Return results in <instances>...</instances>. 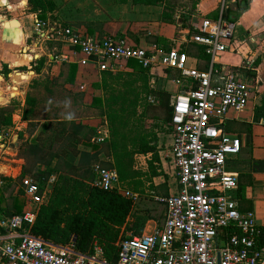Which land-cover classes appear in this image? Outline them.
<instances>
[{"label":"built area","instance_id":"1","mask_svg":"<svg viewBox=\"0 0 264 264\" xmlns=\"http://www.w3.org/2000/svg\"><path fill=\"white\" fill-rule=\"evenodd\" d=\"M36 30L46 39L55 36L84 60L95 63L99 72L126 70L133 60L151 71L180 72V90L170 101V158L177 191L155 197L166 208L161 225L149 233H122L116 244L117 260L112 263L100 247L92 254L78 251L74 236L64 245L35 236L32 228L47 198L38 182L27 179L22 214L0 222L2 259L7 264H218V259L220 264H264L261 228L252 212L240 209L235 196L239 177L228 167L229 160L241 153L243 142L226 130V120L231 113L243 114L257 93L240 68L219 63V56L228 51L235 37V24L221 13L202 20L192 36L191 42L210 56L208 70L191 65L192 59L177 49L141 46L124 35L89 34L82 28L51 27L39 21ZM260 124L264 127V119ZM95 129L89 143L101 146L109 139L108 124L100 122ZM93 170V187L138 199L120 182L116 170L99 164Z\"/></svg>","mask_w":264,"mask_h":264},{"label":"crops","instance_id":"2","mask_svg":"<svg viewBox=\"0 0 264 264\" xmlns=\"http://www.w3.org/2000/svg\"><path fill=\"white\" fill-rule=\"evenodd\" d=\"M186 1L189 2L188 0ZM221 1L222 5L219 8L220 0H199L196 11L192 14L189 10L187 14L189 20L196 16L204 20L206 18H216L222 13L228 20L235 24V37L230 43L228 51L219 56V63L240 68L247 78L256 86L257 93L255 98L251 101V105L243 114L231 113L226 120V130L240 136L243 142L242 153L237 158L235 157L229 160L228 167L230 171L241 176L240 182L242 184L248 182V179L245 178L244 175L252 174L253 185L247 187L240 197L237 190L235 196L238 200L240 209L244 212H252L258 226L262 228L264 227V173H253L251 170V161L249 159L252 157L258 161L264 160V128H262L260 123H255V112L264 105V0ZM9 3H7L6 0H0V11L2 9H7V11H9ZM71 3H73L75 7V16H70L68 19L65 17L60 18L58 16L60 10L59 0H56V11L53 14H49L44 23L47 25L49 24L51 27L54 25L62 27L74 26L82 28L83 30H90L92 34L98 33L103 36H128L141 46L148 47L149 44H157L166 50L177 49L187 54L192 59L191 65H196L201 70H208L210 66V56L203 51L202 47L191 42L192 36L198 32V27L200 25L187 26V24H183L182 27H179L177 14L175 15V22L172 24L163 20L162 15L164 11L169 10V6H174L176 9L175 5L171 3V0H168V2L162 6L134 5L132 2L121 4L119 0H71ZM23 4L25 7H28L30 11L24 18H14L11 12H9L10 14L8 16H4L0 12V108L15 103L14 111L11 116L12 124L0 128L9 131L13 139L16 136V132L26 127V122L28 121L24 119L25 110L27 108H32L33 114L35 115L36 107H38L39 102L37 99L29 92H23L25 88L23 84L28 83L33 76L40 77V75L47 73L54 82L56 80L62 82L65 89L73 95L72 97L74 100H81L83 105L94 110L95 108L92 107L94 98H105L104 90L98 86L102 82L103 74L116 76L129 75L135 72V69L129 65L131 61L128 63L126 70L115 73L99 72L95 63L84 60L83 56L71 51L66 44L58 40L55 36L51 35L49 39L41 37L36 30V22L39 21L37 14L31 12L28 0H24ZM98 5L102 9L97 8ZM231 5L233 9L230 13L228 9ZM13 6L17 7V5ZM91 6L97 8V10H95L96 14L88 15L86 10ZM16 9L17 8L10 11H15ZM15 21L20 25L18 28L8 27L10 23ZM191 27L195 28L197 31L192 32L190 30ZM201 50L207 56L206 59L201 57ZM41 59L44 61L42 62V66L39 65V67L38 63ZM12 72H15L13 74V85H8L6 78H8ZM22 75H26L28 79L26 81L22 80ZM149 76L151 77L149 80L150 86L165 89L171 93V97L180 90L176 78L168 77L161 69L150 71ZM80 86H83L84 89H80ZM9 88H11L12 91L14 88H17L20 91V95L13 96L12 91H8ZM29 98L33 100V107L28 106L27 100ZM155 101V98L152 96L148 98V103L150 104L155 105ZM32 115L30 118H32ZM51 121H74L76 123H82L93 128L95 133V128L100 122H105V120L100 121L94 119L80 122L74 119L63 120L59 118L48 120L45 123ZM106 122L109 127L110 139V126L107 120ZM19 133H23V130L22 132H18V136ZM156 133L159 139L158 144H160L161 140L159 133ZM109 139L106 142H108ZM89 142L79 145L78 149L80 151L92 152L93 146L90 145ZM12 145L13 143L11 144V148ZM171 145L172 139L170 136V149L169 153L166 155H164L165 153L159 146L161 166L164 175L153 180V185L156 189H160L162 186L168 187L165 197L177 191V178L170 158ZM19 147L20 145L17 149H13L15 155H18ZM143 157L149 160L151 156L148 155ZM12 162L21 163V166L14 168L0 163V170H2V168H7L8 170L17 171V174L14 175L8 174V172V176L11 177L5 176L4 174L6 172L3 174L0 172L1 188L5 186L7 181L18 179L22 173L24 161L17 157ZM165 164L166 166H171L173 172L174 184H172V186L167 184L166 178L168 173L164 171ZM27 179L33 178L26 177L22 180L21 188L23 190V199L24 181ZM157 179H163L164 184L155 183L154 181ZM33 180L36 181L35 179ZM54 181L55 177H51L47 182V186L51 188ZM127 189L138 196L137 200H131L134 202V205L139 208L138 205L141 200V193L135 192L129 188ZM153 192H155V189ZM45 194L48 199L49 193L46 187ZM2 207H6V202ZM24 207L25 199L23 210ZM162 209L163 213H161L159 217L153 216V218H151L149 214L150 219L145 225L142 233H149L157 225L163 223L166 214V208L163 204ZM5 218L9 217L0 212V222ZM124 231H127L126 227L121 229V235ZM0 264H7L1 256Z\"/></svg>","mask_w":264,"mask_h":264},{"label":"trees","instance_id":"3","mask_svg":"<svg viewBox=\"0 0 264 264\" xmlns=\"http://www.w3.org/2000/svg\"><path fill=\"white\" fill-rule=\"evenodd\" d=\"M119 1L121 4L132 2L134 5L146 6H162L168 2V0ZM188 1L191 4L190 12L193 14L199 0ZM28 5L41 22H46L48 15L57 9L56 0H28ZM168 9L164 11L162 17L165 22L172 24L175 22L176 10L174 6H169ZM188 20L187 17L186 21ZM190 30L197 31L193 27ZM86 31L92 34V31ZM203 51L201 50L200 55L206 59ZM43 61L41 59L38 66H42ZM129 65L135 69L133 74L116 76L103 74L102 82L98 86L104 90L105 98H94L92 103V107L100 110L101 116L108 120L111 132L108 142L101 146H93L92 152L80 151L79 145L88 143L93 138L95 134L93 128L74 121L47 122L42 125L41 132L32 142L26 141L18 149L19 158L24 161L20 177L14 181H7L3 188L0 187V212L12 217L20 215L23 210L22 180L26 177L35 179L42 189L47 188L49 197L39 210L32 233L59 245L68 243L74 236L78 251L92 254L96 247H101L104 257L112 263L117 260L116 243L121 237V229L126 227L127 231L141 234L150 216L148 212L136 207L131 199L115 191L107 192L93 187L91 183L95 178L94 165L99 164L105 169L116 170L120 182L127 188L132 186L135 192L144 187L143 177H146V182L153 187V180L164 174L157 131L154 133L150 129L154 123L157 124L156 120L161 119L167 123L171 136V93L161 87L150 86L151 70L144 69L140 62L131 61ZM158 69L168 77H174L176 80L182 78L177 70ZM143 96L146 99L144 105L141 104ZM151 96L156 100L155 105L147 102ZM27 103L29 107H33L32 99L29 98ZM14 104L0 108V127L12 124ZM140 108L142 110L139 113ZM32 114L33 109L27 108L24 119L29 122ZM137 115L144 122L142 132L132 131L128 125L129 118ZM262 118L264 105L256 110L255 123L259 124ZM31 124L29 122V126H32ZM126 129L128 131L124 134L122 130ZM128 135L133 136L127 141ZM23 137L24 134L19 133V138ZM148 155L151 156L147 162L148 172L142 176L136 169L135 156ZM249 160L253 173H264V160L258 161L252 157ZM41 167L45 170L41 171ZM51 177H55V181L50 188L47 182ZM238 177L240 197L247 187L253 185V177L252 174H245L244 177L248 179L246 184L240 182V175ZM5 202L6 207L3 208ZM260 243L264 244V227L261 228Z\"/></svg>","mask_w":264,"mask_h":264},{"label":"rangeland","instance_id":"4","mask_svg":"<svg viewBox=\"0 0 264 264\" xmlns=\"http://www.w3.org/2000/svg\"><path fill=\"white\" fill-rule=\"evenodd\" d=\"M7 3H12L13 5H17V7L13 6L12 4H8L10 7V10L15 11H7V9H2L0 12L4 16H8L11 12L14 16V18H24L28 13L30 12L28 10V7L24 6V0H6ZM222 1L220 0L219 8L221 7ZM26 3V2H25ZM171 3L175 5L176 7V14H177V20L179 22V27L183 26V24H187V26H199L203 20V18L196 16L194 18H191L188 22L186 21V18L188 17L189 10H190V3L186 0H171ZM59 6L60 10L58 12V16L60 18H66L68 19L70 16H75V7L73 6V3H71V0H59ZM64 7V8H63ZM97 8L102 9L99 5ZM95 6H91L88 10H86V13L88 15L90 14H96L95 10H97ZM63 9V10H62ZM232 5L229 7V12H232ZM81 13V12H79ZM83 13V12H82ZM10 17V16H9ZM15 28V27H14ZM15 72H12V74L6 78V81L8 85H13V74ZM25 85V88L23 89V92H29L32 96H34L38 103V107H36L35 115H32V118L30 119V122L32 123V126H29L28 122H26V127L21 129L18 132H22L24 137L23 139L19 138L18 145H21L22 143L26 141L32 142L34 138L37 136L39 132H41L42 125L45 124L48 120H54V119H63V120H71L74 119L76 121H87V120H107L100 114V110L98 109H90L89 107L82 104L81 100H74L73 95L65 89L62 82L59 80H56L55 82L51 80V76H49L47 73H44L40 75V77L33 76L32 79L29 80L28 83L23 84ZM138 88L140 85H137ZM120 89L119 87H116ZM9 91V90H8ZM143 96V100L141 104L146 103V99ZM148 102V101H147ZM142 108L139 109V113L141 112ZM155 115V114H154ZM18 120V119H17ZM108 121V120H107ZM157 124L154 123L153 127L150 129L154 133L157 131L160 136V144L159 146L165 153L164 155L169 153V145H170V131L169 127L166 122L159 119L156 120ZM19 125V123L17 122ZM128 125L130 128H132V131H139L142 132L144 130V122L138 115L136 117L129 118ZM143 126V129H142ZM262 128H264L262 126ZM126 130H122V132L125 134L127 133ZM18 132L15 134L17 135ZM144 132V131H143ZM133 136V135H130ZM128 135V139L129 137ZM13 136L9 131H5V129L0 128V163L4 165H8L11 167L16 168L17 166H21V163H15L12 162L17 157L19 158V155L14 154L13 148H11V144L13 143ZM147 158H144L143 156H135V166L136 169L140 171L141 175L143 176L148 172V165H147ZM24 164V163H23ZM7 168H2L0 172L5 173V176H8V174L14 175L17 174V171L8 170ZM41 171L45 170L44 167L40 168ZM165 172L168 173L167 175V184L169 186H172L174 184V176L171 169V166H166L165 164ZM9 172V173H8ZM8 173V174H7ZM7 174V175H6ZM11 177V176H8ZM145 185L144 187H140L139 192L141 193V200L139 202V209L148 212L153 218L159 217L161 213H163L162 204L157 202L155 197H165L166 191L168 187L162 186L160 189H156L153 185L151 187L150 184L146 182V177H143ZM165 180V179H164ZM143 181V180H142ZM157 184H164L163 179H157L154 181ZM155 189V192L154 189ZM129 189H132V186H129ZM163 195V196H162Z\"/></svg>","mask_w":264,"mask_h":264},{"label":"bare ground","instance_id":"5","mask_svg":"<svg viewBox=\"0 0 264 264\" xmlns=\"http://www.w3.org/2000/svg\"><path fill=\"white\" fill-rule=\"evenodd\" d=\"M20 25H19V23L17 22V21H15V22H12V23H10L9 25H8V27H10V28H18ZM22 78V80H27L28 79V77L26 76V75H22L21 76ZM20 78V77H19ZM2 80V79H1ZM9 91H12V89L11 88H9L8 89ZM12 93H13V96H18V95H20V91L17 89V88H14V90L12 91Z\"/></svg>","mask_w":264,"mask_h":264},{"label":"water","instance_id":"6","mask_svg":"<svg viewBox=\"0 0 264 264\" xmlns=\"http://www.w3.org/2000/svg\"><path fill=\"white\" fill-rule=\"evenodd\" d=\"M18 139H19V136L18 135H16L15 137H14V140H13V145H12V148L13 149H17L18 148ZM218 264H220V260L218 259Z\"/></svg>","mask_w":264,"mask_h":264}]
</instances>
